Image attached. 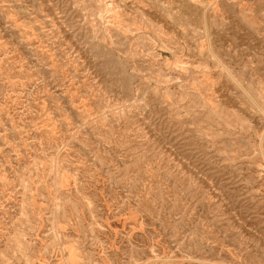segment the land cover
<instances>
[{
	"label": "rangeland",
	"instance_id": "rangeland-1",
	"mask_svg": "<svg viewBox=\"0 0 264 264\" xmlns=\"http://www.w3.org/2000/svg\"><path fill=\"white\" fill-rule=\"evenodd\" d=\"M0 264H264V0H0Z\"/></svg>",
	"mask_w": 264,
	"mask_h": 264
},
{
	"label": "bare ground",
	"instance_id": "bare-ground-1",
	"mask_svg": "<svg viewBox=\"0 0 264 264\" xmlns=\"http://www.w3.org/2000/svg\"><path fill=\"white\" fill-rule=\"evenodd\" d=\"M53 120V119H52Z\"/></svg>",
	"mask_w": 264,
	"mask_h": 264
}]
</instances>
